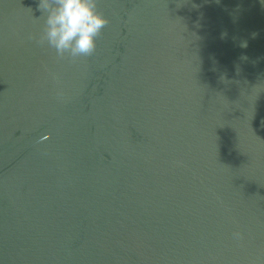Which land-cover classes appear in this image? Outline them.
Returning a JSON list of instances; mask_svg holds the SVG:
<instances>
[{"label": "water", "instance_id": "water-1", "mask_svg": "<svg viewBox=\"0 0 264 264\" xmlns=\"http://www.w3.org/2000/svg\"><path fill=\"white\" fill-rule=\"evenodd\" d=\"M36 8L0 0V264H264V0H98L74 62Z\"/></svg>", "mask_w": 264, "mask_h": 264}, {"label": "clouds", "instance_id": "clouds-1", "mask_svg": "<svg viewBox=\"0 0 264 264\" xmlns=\"http://www.w3.org/2000/svg\"><path fill=\"white\" fill-rule=\"evenodd\" d=\"M36 10L43 20L39 36L29 39L55 51L58 60L76 61L91 57L96 52V41L109 21L98 10V0H37ZM48 139L41 138V142ZM234 238L242 239L236 232Z\"/></svg>", "mask_w": 264, "mask_h": 264}]
</instances>
